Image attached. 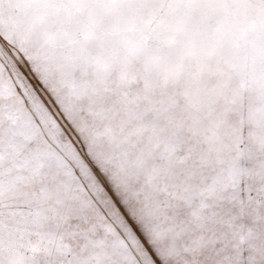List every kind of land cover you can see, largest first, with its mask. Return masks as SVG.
<instances>
[{"label":"snow or ice","instance_id":"6c2138e0","mask_svg":"<svg viewBox=\"0 0 264 264\" xmlns=\"http://www.w3.org/2000/svg\"><path fill=\"white\" fill-rule=\"evenodd\" d=\"M0 264H264V0H0Z\"/></svg>","mask_w":264,"mask_h":264}]
</instances>
